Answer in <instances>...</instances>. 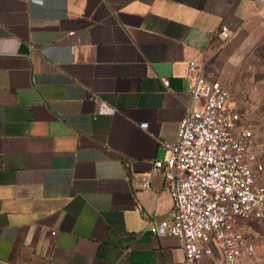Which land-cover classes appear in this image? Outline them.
I'll list each match as a JSON object with an SVG mask.
<instances>
[{"label":"crops","instance_id":"1","mask_svg":"<svg viewBox=\"0 0 264 264\" xmlns=\"http://www.w3.org/2000/svg\"><path fill=\"white\" fill-rule=\"evenodd\" d=\"M263 15L256 0H0V264H183L153 231L175 209L154 165L189 63Z\"/></svg>","mask_w":264,"mask_h":264},{"label":"built area","instance_id":"2","mask_svg":"<svg viewBox=\"0 0 264 264\" xmlns=\"http://www.w3.org/2000/svg\"><path fill=\"white\" fill-rule=\"evenodd\" d=\"M233 36L222 26L221 40ZM207 68L208 62L189 63L187 112L169 156L154 165V173L165 177L175 209L153 231L179 239L183 264H254L256 246L244 227L251 220L264 221V167L250 152L253 132L239 125L240 112L227 107L229 91ZM114 112L107 104L99 111ZM141 127L151 129L149 123Z\"/></svg>","mask_w":264,"mask_h":264},{"label":"rangeland","instance_id":"3","mask_svg":"<svg viewBox=\"0 0 264 264\" xmlns=\"http://www.w3.org/2000/svg\"><path fill=\"white\" fill-rule=\"evenodd\" d=\"M208 70L229 91L228 108L237 109L253 132L251 154L264 167V15L250 21L234 36L218 39ZM260 182L264 185V170ZM256 246L254 264H264V221L251 220L244 227Z\"/></svg>","mask_w":264,"mask_h":264}]
</instances>
